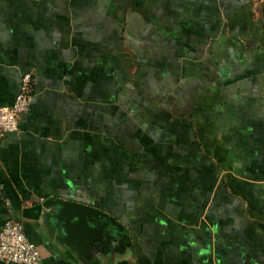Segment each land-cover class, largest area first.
Here are the masks:
<instances>
[{
    "label": "crops",
    "instance_id": "0c3cea01",
    "mask_svg": "<svg viewBox=\"0 0 264 264\" xmlns=\"http://www.w3.org/2000/svg\"><path fill=\"white\" fill-rule=\"evenodd\" d=\"M260 1L0 0V106L35 77L0 142V230L21 219L42 264H264ZM59 197L117 239L62 238Z\"/></svg>",
    "mask_w": 264,
    "mask_h": 264
},
{
    "label": "built area",
    "instance_id": "2783aa9c",
    "mask_svg": "<svg viewBox=\"0 0 264 264\" xmlns=\"http://www.w3.org/2000/svg\"><path fill=\"white\" fill-rule=\"evenodd\" d=\"M34 89L35 77L31 71H25L13 103L0 106V142L6 133L18 129L19 115L29 109ZM0 260L42 264L38 244L27 236L23 221L17 217L8 218L0 230Z\"/></svg>",
    "mask_w": 264,
    "mask_h": 264
},
{
    "label": "water",
    "instance_id": "95a60500",
    "mask_svg": "<svg viewBox=\"0 0 264 264\" xmlns=\"http://www.w3.org/2000/svg\"><path fill=\"white\" fill-rule=\"evenodd\" d=\"M47 208H54L47 213L53 220V225L59 235L64 239L79 238L84 250L95 245H112L117 235L107 227L100 211L90 204L63 197L48 198L43 202ZM123 240H118L115 249L124 245Z\"/></svg>",
    "mask_w": 264,
    "mask_h": 264
},
{
    "label": "rangeland",
    "instance_id": "374dc122",
    "mask_svg": "<svg viewBox=\"0 0 264 264\" xmlns=\"http://www.w3.org/2000/svg\"><path fill=\"white\" fill-rule=\"evenodd\" d=\"M260 2H264V0L263 1H260Z\"/></svg>",
    "mask_w": 264,
    "mask_h": 264
}]
</instances>
